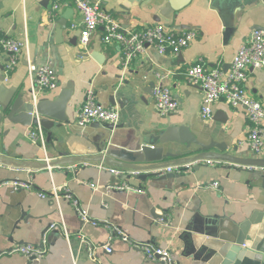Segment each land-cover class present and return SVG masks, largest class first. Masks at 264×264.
Segmentation results:
<instances>
[{
	"label": "crops",
	"instance_id": "obj_1",
	"mask_svg": "<svg viewBox=\"0 0 264 264\" xmlns=\"http://www.w3.org/2000/svg\"><path fill=\"white\" fill-rule=\"evenodd\" d=\"M55 1L0 0V77L6 74L4 80L0 78V156L17 162H39L53 160L59 152L96 155L98 147H104L117 156L151 160L166 152L178 156L188 150L185 144L175 141L188 133L199 141L223 145L239 157L264 158V149L254 152L247 139L251 127L247 112L219 100L213 104L212 117L204 118L203 88L185 76L187 68L200 59L208 67L221 66L227 71L253 30H264V3L238 0L236 11L228 7L227 26L211 0H194L172 20V24L183 27L174 28L177 31L196 30V38L187 47L178 53H160L151 45L124 68L119 44L106 45L103 28L93 34L86 48L82 46V15L73 1L65 0L59 16L52 19L48 12ZM92 1L100 2L103 9L134 31L156 23L154 16L163 4V0L139 5L127 0ZM69 9L67 28L61 33L59 20ZM4 37L27 44L13 68L8 65L12 54L2 47ZM95 52L101 54V60L93 56ZM30 63L51 65L60 80L56 90H36L37 99H53L64 87H73L64 109L68 121L51 129V141L45 131V145L31 141L30 132L35 125L13 123L1 106L12 89L34 90ZM161 75L167 76L160 79ZM160 83L171 88L179 104L176 111L167 115L156 108L154 90ZM247 88L264 105V68H249ZM89 89L95 91L104 106L119 111L118 127L105 136H99L103 128L96 127L97 121L78 124ZM164 130H169L170 141L152 145L149 138ZM198 148L193 144L191 149ZM213 149L218 150L217 146ZM102 166L87 162L40 170L0 164V264H162L146 260L143 251L132 245L139 242L170 248L178 264H224L221 259L213 263L206 255L196 253V243L206 236L200 229L203 219H225L221 232L226 233L254 211L264 209L261 168L218 161L205 162L198 169L183 164L174 166L172 171L163 169L146 181L126 180L133 189H120L117 186L125 179ZM169 172L174 177L161 178ZM14 180L31 186L15 189ZM214 181L219 182V188L207 187ZM40 193L47 197H40ZM74 200L80 202L87 220L76 211ZM22 212L32 218L29 223L21 220L17 227ZM62 223L69 236L60 228L50 227ZM117 228L125 231L131 241L119 237L114 232ZM194 234H198L195 240ZM26 243L45 245L47 253L33 260L21 253H5ZM90 243H110L113 250L97 247L95 260L90 256ZM248 263L236 258L228 264Z\"/></svg>",
	"mask_w": 264,
	"mask_h": 264
},
{
	"label": "built area",
	"instance_id": "obj_2",
	"mask_svg": "<svg viewBox=\"0 0 264 264\" xmlns=\"http://www.w3.org/2000/svg\"><path fill=\"white\" fill-rule=\"evenodd\" d=\"M65 0H56L49 8V16L56 19L59 16L61 5ZM76 5L82 15L83 29L81 35V44L84 48L88 46L95 32L103 28V42L106 45L117 42L121 48V62L124 68H128L131 62L144 54L148 46H155L160 53H178L187 47L197 36L194 29H185L177 31L166 25L164 22H156L148 25L141 30L134 31L124 26L115 16L102 8L100 2L92 0H71ZM2 47L5 51L12 54L10 68L16 64L19 54L27 44L12 37L2 39ZM249 68H264V30L255 29L251 36L240 46L236 53L230 68L225 71L223 67H208L200 59L196 64L187 68L185 76L189 82L200 84L203 88L202 115L210 119L213 115V104L219 100H225L230 106L243 108L247 112L251 127L248 134V141L251 149L260 153L264 149V105L257 98L253 97L247 88ZM29 75L31 82L35 85L32 91L35 99L36 90H56L60 85L57 72L49 64L35 65L29 64ZM167 76V75H166ZM166 76L161 75L160 79ZM156 108L162 115H167L176 111L179 107L171 88L163 83L158 84L154 90ZM119 111L116 107L104 106L97 98L93 89L87 91L86 100L80 109L78 115V124L87 125L91 122H109L117 124L119 122ZM30 139L35 144L45 145L46 133L39 124L30 132ZM104 169L112 171L117 176L124 174L119 168L102 166ZM172 171L173 167H168ZM118 185L117 188L126 189L133 187L126 181ZM12 185L15 189L21 187L30 188L31 183L21 180H14ZM94 187V184H91ZM207 187L219 188V182L214 181ZM57 190H55L56 192ZM40 197L46 198L47 195L40 193ZM56 198V195H55ZM73 204L80 216L87 220L88 215L81 207L78 200ZM95 225L98 222H94ZM52 228H60L68 235L64 223L60 226L52 224ZM125 241H131L129 235L121 230L114 231ZM46 240H44V244ZM133 246L140 248L146 260L161 262L162 264H178L170 248L157 246L151 242L133 243ZM90 256L95 260V250L97 247H103L106 251L112 252L110 243L94 244L90 243ZM21 253L29 259L41 258L47 253L45 245L19 244L11 250H5V253ZM3 254L1 252L0 256ZM99 262V261H98Z\"/></svg>",
	"mask_w": 264,
	"mask_h": 264
},
{
	"label": "water",
	"instance_id": "obj_3",
	"mask_svg": "<svg viewBox=\"0 0 264 264\" xmlns=\"http://www.w3.org/2000/svg\"><path fill=\"white\" fill-rule=\"evenodd\" d=\"M132 5L144 4L152 0H127ZM194 0H163V4L154 16L157 22L164 21L166 25L172 28H183L176 24H172L174 17L178 13L188 7ZM264 3V0H260ZM238 0H211V4L220 13L223 22L229 26V10L228 7L237 5ZM128 9V8H127ZM70 9L62 14L59 20V28L61 33L67 28ZM258 28V27H257ZM93 56L101 60L99 52L93 53ZM6 74L0 78L4 80ZM72 88L70 85L64 87L60 93L53 99L51 98H38L35 99L31 90L25 88L12 89L9 97L1 103L2 110L7 114L10 121L15 124L27 125H41L47 131L48 141L52 139L51 129L56 126H61L65 121H68V116L64 114V109L72 95ZM56 121H59L58 123ZM97 128H103L99 132V136H105L109 131L118 127V124L106 122L96 123ZM149 141L152 145L156 143H166L170 141L169 130H164L158 136H151ZM175 141L185 144L188 150L182 154H172L166 152L161 157L152 158L151 160L138 159L133 160L124 156H117L112 150H106L104 147H98V154L96 155H70L68 153L59 152L58 157L53 160L39 161V162H17L15 160H8L4 156H0V164H9L18 167L47 169L55 166H67L79 163L97 162L109 167H119L126 171L122 177L125 180L136 182L138 180H147L152 175L161 174V170L168 167L178 165H191L194 169L200 168L205 162H228L231 164L248 166L251 168L264 169V158L250 157L244 158L236 156L227 151L223 145H215L213 141L209 143L199 141L196 137L184 134L183 137L175 139ZM193 144L199 146L198 149H191ZM217 146L218 150L213 148ZM169 158V159H168ZM185 169V168H183ZM188 169V167H186ZM173 172L163 174L162 179L174 177ZM157 179V178H156ZM159 179V178H158ZM1 185V182H0ZM154 214V213H153ZM156 218L159 215L155 214ZM163 217V216H162ZM32 216L27 212H22L20 220L16 226H19L21 220L29 223ZM164 222H168L166 217H163ZM158 225V223H156ZM225 219L214 217H206L203 219L201 226V233L206 236H201L196 243V253L206 255L207 259L211 262H218L222 260L224 264L231 263L232 260L238 259L239 261L246 260L248 264H264V209L254 211L246 220L240 224H234L226 233H222L225 226ZM221 228L219 231L218 228ZM220 232V233H219ZM198 238V234L193 235V240ZM245 247V248H244ZM1 254V252H0ZM35 258H32V260Z\"/></svg>",
	"mask_w": 264,
	"mask_h": 264
}]
</instances>
